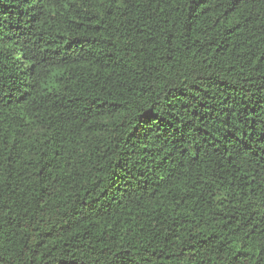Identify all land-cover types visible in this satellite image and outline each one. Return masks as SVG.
<instances>
[{
  "label": "trees",
  "instance_id": "trees-1",
  "mask_svg": "<svg viewBox=\"0 0 264 264\" xmlns=\"http://www.w3.org/2000/svg\"><path fill=\"white\" fill-rule=\"evenodd\" d=\"M0 264H264V0H0Z\"/></svg>",
  "mask_w": 264,
  "mask_h": 264
}]
</instances>
